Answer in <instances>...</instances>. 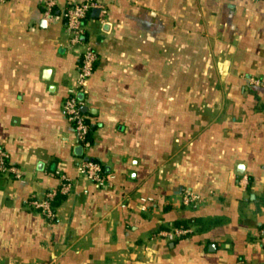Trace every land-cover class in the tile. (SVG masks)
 Instances as JSON below:
<instances>
[{
  "label": "crops",
  "instance_id": "0c3cea01",
  "mask_svg": "<svg viewBox=\"0 0 264 264\" xmlns=\"http://www.w3.org/2000/svg\"><path fill=\"white\" fill-rule=\"evenodd\" d=\"M55 1L51 19L0 2V146L21 170L0 172V264H264V0H93L83 155L63 102L84 45L62 12L87 0ZM61 174L50 219L32 201Z\"/></svg>",
  "mask_w": 264,
  "mask_h": 264
},
{
  "label": "built area",
  "instance_id": "2783aa9c",
  "mask_svg": "<svg viewBox=\"0 0 264 264\" xmlns=\"http://www.w3.org/2000/svg\"><path fill=\"white\" fill-rule=\"evenodd\" d=\"M4 0H0L2 2ZM56 5L55 0H44V16L47 19L59 17L54 15L53 9ZM98 6L93 0L73 3L67 6L62 17L66 21L67 30L70 33L71 44L84 45L81 51V63L77 71L74 84L68 88L67 96L63 102V111L67 119L72 123L74 128V137L77 144H81L83 149L90 146L88 138L89 123L86 114L82 111V101L79 98V93L83 91L88 78L92 75L95 62L98 58L96 51L89 45L85 44V19L90 9ZM79 175L90 179L98 186H103L107 183V177L104 173L103 165L91 159H81L77 164ZM0 172L13 173L15 176L21 175V170L9 163V153L0 146ZM62 183L59 187L49 190L42 199L33 200L32 203L50 219L55 218V210L52 201L59 193H68L72 187V180L66 174H61ZM199 198L197 193L187 190L183 195V202L189 204ZM178 230L177 232H182Z\"/></svg>",
  "mask_w": 264,
  "mask_h": 264
},
{
  "label": "water",
  "instance_id": "95a60500",
  "mask_svg": "<svg viewBox=\"0 0 264 264\" xmlns=\"http://www.w3.org/2000/svg\"><path fill=\"white\" fill-rule=\"evenodd\" d=\"M94 11L96 12H99L100 11V8L98 7H94L93 8ZM107 25V23H106ZM79 98L82 99L83 98V92H80L79 93ZM82 111H85L86 110V107L85 106H82L81 107ZM76 152L79 154V155H83V146L81 144L77 145V147L75 148ZM85 159H89L88 156L85 157Z\"/></svg>",
  "mask_w": 264,
  "mask_h": 264
},
{
  "label": "trees",
  "instance_id": "16d2710c",
  "mask_svg": "<svg viewBox=\"0 0 264 264\" xmlns=\"http://www.w3.org/2000/svg\"><path fill=\"white\" fill-rule=\"evenodd\" d=\"M87 121H88V120H87ZM88 123H89V122H88ZM90 130H91V127H90V124H89L88 138H89ZM56 197H57V196H56ZM56 197H55V199L52 201V205H53V207L55 206V204L58 203V202L56 201Z\"/></svg>",
  "mask_w": 264,
  "mask_h": 264
}]
</instances>
